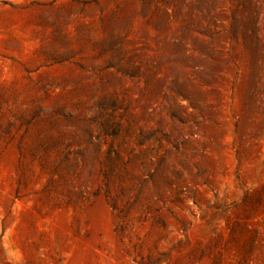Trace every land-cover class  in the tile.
Masks as SVG:
<instances>
[{
	"label": "rangeland",
	"instance_id": "1",
	"mask_svg": "<svg viewBox=\"0 0 264 264\" xmlns=\"http://www.w3.org/2000/svg\"><path fill=\"white\" fill-rule=\"evenodd\" d=\"M0 264H264V0H0Z\"/></svg>",
	"mask_w": 264,
	"mask_h": 264
}]
</instances>
